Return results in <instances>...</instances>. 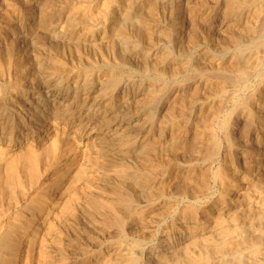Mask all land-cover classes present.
<instances>
[{"label": "bare ground", "instance_id": "obj_1", "mask_svg": "<svg viewBox=\"0 0 264 264\" xmlns=\"http://www.w3.org/2000/svg\"><path fill=\"white\" fill-rule=\"evenodd\" d=\"M90 1L0 0V200H9L13 205L10 206L13 211L6 213V224L0 228V264H26L27 249L35 252L38 264H77L64 256L68 253L67 233L80 227L81 215L91 219L98 213L100 216L90 222L107 232L108 238L98 250L85 253L82 264H264V37L261 40L264 0H225L228 23L238 21L239 16L246 18L242 24L249 43L243 44L244 36L237 32L239 29L232 28L233 31L227 32L238 51L230 59L219 62L213 73L194 66L193 71L197 70L204 78V89L214 80L213 91L222 95L216 103L210 101L212 106L203 107L204 114L198 125L195 120L198 139L195 142H205L210 148L207 158L220 162L210 172L202 169L206 170L207 180L216 183L219 190L216 195L206 188L202 190L206 186L204 182L196 200L180 208L171 204L173 195L166 194L173 180L167 175L155 176L153 159L162 143L154 144L153 140L150 145L151 140H141L145 131L149 134L144 136L147 140L157 136L153 118L147 113L163 91L150 86L151 89L144 90L147 98L143 96L144 100L140 101L134 90L137 81L131 74L133 67L144 65L156 67V74L164 77L173 65L175 55L164 52L166 49L162 53L156 43L167 35L160 16L167 12L168 0H157L153 7L145 0H109L101 7L99 4L100 8L90 6ZM219 1L187 0L190 5L185 3L188 6L184 8H189V16L185 18L192 23L187 36L191 47L197 44L204 26L209 28V33L212 30ZM92 9L97 10L96 14ZM159 9H163L161 15H157ZM189 63L182 65L186 69ZM7 100L8 106L4 103ZM136 102L141 104L139 108ZM125 105L133 120L122 119L121 107ZM141 116L147 119L142 117V121ZM241 119L249 122L250 130L245 135L248 141L256 140L254 149H261L259 153L251 149L242 154L235 145L233 131ZM130 126L135 130L130 131ZM240 135L243 134L240 132ZM172 138L168 140L175 144ZM133 147L138 149L133 156L143 164L131 168L121 158L129 157ZM239 155L250 163L244 171L237 166ZM69 165L71 168L67 171ZM187 169L184 186L189 189L194 176L192 168ZM129 172L133 180L139 177L144 183L145 188L139 191L148 194L147 205L135 211L130 208L125 211L122 207L133 200V194L120 187L125 184L124 178L131 179ZM48 175H61L66 181L62 195L50 204L49 200L48 206L36 198L27 202ZM111 177L116 178L117 184ZM21 196L26 201L23 205L19 201ZM9 201H6L8 205ZM168 214L181 217L183 226L167 230L162 222ZM52 249L62 256L55 258Z\"/></svg>", "mask_w": 264, "mask_h": 264}, {"label": "rangeland", "instance_id": "obj_2", "mask_svg": "<svg viewBox=\"0 0 264 264\" xmlns=\"http://www.w3.org/2000/svg\"><path fill=\"white\" fill-rule=\"evenodd\" d=\"M90 1V0H89ZM94 1V2H93ZM109 0H91L90 2V6H92L93 7V5L94 6H98L99 4H101V5H99L100 7L102 6V4H104V3H106V2H108ZM147 1H148V3H147ZM155 1H157V0H145V2H146V4L148 5V6H155V4H156V2ZM169 1V2H168ZM167 1V6H166V13H165V15H164V13H163V15H161V13H162V10L163 9H159V12H157V10H155V12H157L158 14L157 15H161L160 16V18H161V22H163V24L166 26L165 27V33L167 34V35H165V37H163V39L162 38H159L158 39V41H156V43H157V45H160L159 47H160V49H161V52L163 53V51L164 52H166V53H168V54H171V56L173 57L174 55V57H173V59H175V60H173V65L172 66H170V68L168 69V71L165 73V76L164 77H159L157 74H156V67H149V68H146L144 65H140V66H138V67H133V70H131V74L133 75V77H135V79H136V81H137V85L134 87V90L137 92V94H138V99L141 101V98L143 97V98H147L146 96H147V94L145 95V93H146V91H145V93H144V90L146 89V88H150V86H151V88L153 89V88H155L156 87V89L158 90V87H159V89L160 90H162L163 91V94H162V92L160 91L159 93H160V95L158 96V98L156 99V101H155V103L153 104V106L149 109V111L150 112H148L147 114L150 116V119L151 118H153L152 120H153V124H154V127H155V134H157V136H158V134L160 135V136H158V138H157V136L156 135H154L153 137H152V139L151 138H148V140H147V137H144L145 136V134L146 135H149L146 131H145V134L143 133L142 135H141V140H146V141H150V145H151V142L153 141V140H155L153 143L154 144H156V143H162V144H160V148L157 150V157H155L153 160V163L155 164V167L156 168H158V169H156V168H154L155 170H156V172H155V176H157V177H159V176H166V177H170L171 178V180H173L172 181V183L174 182V181H176V182H174L175 184H172L171 183V185L168 187V188H172V186H173V189H166V194L167 195H170V194H172L173 195V197H171V199H172V201H174L173 203H171V204H174L175 206H178V208H180V207H182V206H186V204L187 205H189L188 203H190V201H191V203H193L194 202V200H196V196H197V194H200V193H198V189H200V187H204L203 185H206L202 190H204L205 188H206V190H211L215 195H216V192H218V190H219V187H218V185L216 184V183H214L213 181H211V179H209V180H207V176L205 175L206 173H205V171L203 172V170L202 169H204V168H206L207 169V171L206 172H210V170H212V169H214V168H216L217 166H218V164H220V162H218V161H216V160H213L212 162H211V160L210 159H208L207 158V156L209 155L208 153H210L209 152V150L208 149H210L209 147H207L208 145L207 144H204L203 142H198L197 143V141H198V139H197V125L199 124L198 122H199V120L201 119V116L204 114V108L203 107H205L206 105L207 106H212L214 103H216L218 100H221V97H222V95H220L219 93H216V91H213L214 89H216V84L214 85L213 84V82H214V80L212 81V83H209V84H207V90L206 89H204V83H205V81L203 80L204 78L202 77V75L196 70V71H193L194 70V66H197V67H199V69L200 70H203V71H208L209 73H213V72H215L216 71V68H217V66H218V64H219V62H221V61H223V60H228V59H230L235 53V51L237 52L238 50V47L236 48V46H234V45H232L233 43H232V40H230V39H233L232 38V36H230V31H233L234 29L236 30H238L239 29V31H237L239 34H241L242 36H244L243 38L244 39H242V43L243 44H247V43H249V42H247V38H246V36H248L247 35V33L244 31V23H245V19L246 18H243L244 16H239V20L237 21H231V22H229L228 23V19H226L225 18V10H226V8H227V6H228V3L227 2H229L228 0H220L219 1V4L217 5V7H218V9H219V7H220V9L218 10L217 9V11H219V13L217 12V14H214L215 16H213V19H214V25H212V30L210 31V33H209V28L207 27L206 28V26H204L203 28H202V30L204 31H201V33H200V36L198 37V39L196 40V42H197V44L195 45H192V47H194L195 46V48H192L191 47V45H189V43H188V39H187V36H188V32L192 29L191 27H189L190 25H192V23H191V21L189 20V18H185V17H188L189 16V8H188V10H187V12H186V9L187 8H184L185 7V5H187L188 3H187V0H168ZM171 1V2H170ZM179 1V2H178ZM196 1V0H195ZM93 2V3H92ZM153 2H155V3H153ZM173 2V3H172ZM198 2V1H197ZM201 2V1H200ZM222 2V3H221ZM149 3H151L150 5H149ZM176 3V4H175ZM178 3H179V5H178ZM185 3H187V4H185ZM221 3V4H220ZM153 4V5H152ZM196 5V8L198 7V4L197 3H195ZM174 7H172V6ZM177 5V6H176ZM188 5H190V4H188ZM187 5V6H188ZM200 5V4H199ZM98 6V7H99ZM180 8H179V7ZM99 7V8H100ZM179 9H177V8ZM98 8V9H99ZM183 8V9H182ZM154 9H156L155 7H154ZM182 9V10H181ZM178 10V11H177ZM96 11L97 10H95V9H92V12L94 13V14H96ZM185 12V13H184ZM187 13V14H186ZM222 13H224V14H222ZM172 15V16H171ZM211 15V14H210ZM205 18H207V13H205ZM217 17V18H216ZM165 18V19H164ZM170 18V19H169ZM184 18V19H183ZM201 18V21H203V18L202 17H200ZM210 18V17H209ZM178 19V20H177ZM183 19V20H182ZM189 21H188V20ZM243 19V20H242ZM165 20V21H164ZM168 23H167V22ZM170 21V22H169ZM175 21H177L176 23H175ZM180 21V22H179ZM182 21V22H181ZM224 21V22H223ZM188 22H190L189 24H188ZM233 22H236V24H231V23H233ZM241 22V23H240ZM170 23V24H169ZM171 23H172V25H171ZM243 23V24H242ZM174 24H175V27H173L174 26ZM181 24V25H180ZM187 25V26H185V25ZM201 24V23H200ZM226 24H228V26H229V28H227V25ZM219 25V26H218ZM233 25V26H232ZM234 25H235V28H234ZM239 25H240V27H239ZM170 26V27H169ZM177 26V27H176ZM185 26V27H184ZM221 26V27H220ZM237 26V27H236ZM169 27V28H168ZM202 27V26H201ZM128 28V27H127ZM174 28V29H173ZM225 28V29H224ZM227 28V29H226ZM232 28H233V30H232ZM129 30L128 31H131V28L129 27L128 28ZM178 30V32L180 33H178L177 32V30ZM181 29V30H180ZM206 29V30H205ZM224 29V30H223ZM242 29H243V33L245 34V35H243V33H240V32H242ZM227 31H229V32H227ZM168 32V33H167ZM175 32V33H174ZM207 32V33H206ZM225 32V33H224ZM183 34V36H182V34ZM204 33V34H203ZM223 33V34H222ZM187 34V35H186ZM225 34V35H224ZM169 35H170V37H169ZM204 35V36H203ZM172 36V37H171ZM178 36H179V38H178ZM186 36V37H185ZM227 36H229V37H227ZM181 37V38H180ZM204 37H206L205 39L207 40H205L204 39ZM262 38H261V40L263 39V37H264V33L262 34V36H261ZM202 39V40H200V39ZM166 39V40H165ZM167 39H169V40H167ZM182 39V40H181ZM161 40H162V42H161ZM167 41L166 43L164 42V41ZM173 40V41H172ZM180 40V41H179ZM187 40V41H186ZM199 40V41H198ZM203 40H205L206 42H204ZM208 40H209V42L211 43H209L208 42ZM212 40V41H211ZM230 40V41H229ZM245 40V41H244ZM172 43H171V42ZM175 41H176V43H175ZM184 41V42H183ZM185 41H186V43H185ZM203 41V42H202ZM230 43H229V42ZM244 41V42H243ZM262 41H264V39L262 40ZM182 42V43H181ZM224 43V44H223ZM228 43V44H227ZM263 43V42H262ZM164 44V45H163ZM187 44V45H186ZM179 46V47H177V46ZM184 46V47H183ZM210 46V47H209ZM212 46V47H211ZM234 46V47H233ZM181 47V48H180ZM231 49V50H229V48ZM232 47V48H231ZM169 48V49H168ZM182 48H183V50H182ZM191 48H192V50H191ZM163 50V51H162ZM170 50V51H169ZM189 51V52H188ZM207 51V52H206ZM211 51V52H210ZM229 51V52H228ZM231 51V52H230ZM172 52V53H171ZM187 52V53H186ZM210 52V53H209ZM242 53H244V51L242 52ZM241 53V54H242ZM167 54V55H168ZM191 54V55H190ZM240 54V55H241ZM188 55V56H187ZM232 55V56H231ZM239 55V56H240ZM180 58H179V57ZM190 56V57H189ZM171 57V58H172ZM189 60H188V59ZM219 58V59H218ZM184 59V60H183ZM186 59V60H185ZM209 59H210V61H209ZM214 59V60H213ZM151 60H153V59H151ZM188 60V61H187ZM194 60V61H193ZM195 60H196V64H195ZM176 61H178V63L176 62ZM182 61H186V62H191V63H189V67L188 68H184L183 67V65L182 64H185V63H183ZM217 61V62H216ZM179 62H181L180 64H179ZM204 62H206V63H204ZM175 63H177V64H175ZM217 65H216V64ZM178 64L180 65L179 67L180 68H182L183 70L182 71H178V70H180V68L178 67ZM201 66H200V65ZM202 64H204L203 66H202ZM214 64V65H213ZM208 66V67H207ZM173 67V68H172ZM177 67H178V70H177ZM174 68L177 70H175L177 73L178 72H180V74L178 75L176 72V74L178 75H176V74H174ZM202 68H204V69H202ZM198 69V70H199ZM136 70V71H135ZM143 70V71H142ZM149 70V71H148ZM153 70V71H152ZM192 70V71H191ZM155 71V72H154ZM188 71V72H187ZM133 72V73H132ZM136 74H135V73ZM171 72V73H170ZM182 72V73H181ZM186 72V73H185ZM193 72H194V74H193ZM197 72V73H196ZM149 73V74H148ZM153 73V74H152ZM185 74V75H184ZM193 74V75H192ZM197 74V75H196ZM201 75V76H200ZM152 76V77H151ZM195 76H198V77H195ZM194 77V78H193ZM200 77V78H199ZM160 78V79H159ZM168 78L170 79V81L168 80ZM187 79L186 80V82H185V79ZM189 78V79H188ZM191 78V79H190ZM193 78V79H192ZM197 78V79H196ZM199 78V79H198ZM138 79V80H137ZM157 79V80H156ZM200 79H201V81H200ZM164 81V82H161V81ZM175 80V81H174ZM193 80V81H192ZM139 81V82H138ZM166 81V82H165ZM195 81V82H194ZM198 81V82H197ZM189 82V83H188ZM191 82V83H190ZM201 82H203L202 83V85H201ZM216 82V81H215ZM140 83V84H139ZM151 83V84H150ZM154 83V84H153ZM157 83H158V85H157ZM161 83H165L164 85H162ZM175 83H178V86L175 84ZM183 83V84H182ZM199 83V84H198ZM207 83V82H206ZM139 84V85H138ZM156 84V85H155ZM172 84H174L175 86H173ZM184 84H186V85H184ZM161 85V86H160ZM165 85H167V86H165ZM213 87V89H212V87ZM152 86H154V87H152ZM165 86V87H164ZM172 86V87H171ZM201 86V87H200ZM161 87V88H160ZM171 87V88H170ZM199 87V88H198ZM136 88V89H135ZM150 88V89H151ZM165 88V89H164ZM209 88H210V91H209ZM138 89V90H137ZM164 89V90H163ZM203 89H204V91H203ZM212 89V90H211ZM167 92H166V91ZM169 90V91H168ZM212 91V92H211ZM205 92V93H204ZM208 92H210V95H209V93ZM189 93V94H188ZM192 93V94H191ZM194 93V94H193ZM197 93H199V94H197ZM201 93V94H200ZM166 94H168L167 96H166ZM170 94V95H169ZM192 96H191V95ZM204 94H205V96H204ZM213 94V95H212ZM200 97H198V96ZM201 95V96H200ZM208 95V96H207ZM215 95H217V96H215ZM220 95V96H219ZM166 96V97H165ZM169 96V97H168ZM209 96H210V98H209ZM213 98H212V97ZM219 96V97H218ZM163 97V98H162ZM190 97V98H189ZM192 97H195V99L194 98H192ZM207 99H206V98ZM215 97V98H214ZM142 98V99H143ZM205 98V99H204ZM164 99H165V102H164ZM167 99V100H166ZM209 99V100H208ZM211 99V100H210ZM214 99H216L215 101H214ZM144 100V99H143ZM163 100V101H162ZM191 100V101H190ZM194 100V101H193ZM139 101V102H140ZM186 101V102H185ZM206 101V102H205ZM213 103H211V102ZM208 102V103H207ZM7 106H8V100L7 101H5L4 102ZM137 104H135V106L136 107H140V103L138 104V102H136ZM205 103V104H204ZM211 103V104H210ZM4 104V105H5ZM189 104V105H188ZM155 105V106H154ZM180 105H181V107H180ZM183 105V106H182ZM187 105V106H186ZM203 105V106H202ZM160 108V109H159ZM190 108V109H189ZM201 108H202V111H201ZM208 108V107H207ZM121 109H122V112H121V115H122V119L123 120H128L130 117L132 118V116L130 115V109H129V107L127 106V105H125V106H123V107H121ZM186 111H185V110ZM178 110V111H177ZM180 110H182V111H180ZM201 111V112H200ZM189 112V113H188ZM202 112H203V114H202ZM152 113V114H151ZM170 113L172 114V116L170 117L169 115H170ZM151 114V115H150ZM189 114V115H188ZM199 114V115H198ZM201 114V115H200ZM175 115V116H174ZM177 115V116H176ZM179 116V117H178ZM180 116H182V117H180ZM198 116H199V118H198ZM144 118L145 116H141V118ZM155 117V118H154ZM174 117L177 119V120H179V121H177L176 122V119H174ZM140 118V119H141ZM142 118V121H144V119L146 120L147 118H144L143 119ZM162 118V119H161ZM173 120H172V119ZM198 121H197V120ZM132 120H133V118H132ZM169 120H171V121H169ZM175 120V121H174ZM182 122H181V121ZM195 120H196V122H197V125H196V122H195ZM242 120V121H241ZM239 122H238V124L235 126V129H234V131H233V137H235V138H233V139H236L237 140V138H238V141L240 142H238V141H236V140H234V142H235V145L237 146V148L239 149V152L241 153L242 151H243V153L242 154H244V152L245 151H250L251 149H254L255 147V145H256V140L255 139H251V141H248L247 140V135H245V134H248V132H249V130H250V128H248V126L250 127V124H249V122H247V121H244L243 119H241ZM169 122V123H168ZM179 122H181V123H179ZM246 122V123H245ZM173 123V124H172ZM176 123H178V124H176ZM195 123V124H194ZM241 123H243V124H241ZM176 124V125H175ZM184 124L186 125V126H184ZM241 126H240V125ZM165 125V126H164ZM168 125V126H167ZM174 127H173V126ZM244 125V126H243ZM248 125V126H247ZM182 126V127H181ZM195 126V127H194ZM237 126H238V128H237ZM157 127V128H156ZM179 128V129H178ZM196 128V129H195ZM245 128V129H244ZM248 128V129H247ZM183 129V130H182ZM241 129V130H240ZM129 130L130 131H134L135 130V128L133 127V126H130V128H129ZM196 130V132H194ZM158 132V133H157ZM240 132H241V134H243L242 136L240 135ZM247 132V133H246ZM196 133V134H195ZM173 134V135H172ZM180 134V135H179ZM196 136H195V135ZM236 135V136H235ZM238 135H240V137L238 136ZM245 135V136H244ZM164 136V137H163ZM172 138V136H173V138H172V141L174 142L175 141V144L173 143H171V140H168V139H171L170 137ZM177 137V139H175L176 137ZM183 136H185V137H183ZM245 138H244V137ZM156 137V138H155ZM237 137V138H236ZM175 139V140H174ZM179 139H180V141H179ZM191 139H192V141H191ZM162 140V141H161ZM168 140V141H167ZM194 140V141H193ZM195 140H197L196 142H195ZM159 141V142H158ZM170 141V142H169ZM206 141V140H205ZM238 142V143H237ZM152 143V144H153ZM163 143H165L164 144V146H162L163 145ZM168 143V144H167ZM203 143V144H202ZM248 143H249V145H248ZM177 144V145H176ZM199 144H201V146H197V145ZM168 145H170V146H168ZM180 145V146H179ZM203 146V147H202ZM246 146L247 147H249L248 149L246 148ZM172 147H174V148H172ZM194 147V148H193ZM192 150H191V149ZM171 149V150H170ZM172 149H174V150H172ZM194 149V150H193ZM196 149V150H195ZM136 150H138L137 149V147H133L132 148V152L129 154V157L128 156H126L125 158H121V159H123V162H127V164H128V166L129 167H131V168H133V166H138L139 165V163L141 164H143V161L142 160H139V158H137L136 157V155H134L133 156V154H134V152H136ZM177 150V151H176ZM208 151V152H206V151ZM257 150V151H256ZM199 151H201V153L203 154V153H205L206 154V156H205V154H203V156H201L202 154L199 152ZM254 151H255V153H259L260 151H261V149H260V151H259V148H256V149H254ZM161 152H162V155H161ZM166 152V153H165ZM171 152L173 153L172 155H170L171 154ZM194 152V153H193ZM176 153V154H175ZM136 154V153H135ZM191 154H193L192 156H191ZM196 154V155H195ZM201 154V155H200ZM208 154V155H207ZM168 155H170V156H168ZM197 156V155H199L200 157L198 158V156L197 157H195V156ZM168 156V157H167ZM176 156V157H175ZM194 156V157H193ZM224 156L225 155H223L222 157L224 158ZM130 157H134L133 159L132 158H130ZM169 157H171V158H169ZM175 157V158H174ZM182 157V158H181ZM203 157V158H202ZM157 158H158V161H157ZM198 158L199 160V163H198V161L196 162V159ZM203 159V160H200V159ZM207 158V159H206ZM223 158H221V161L223 160ZM240 158V159H239ZM141 159V158H140ZM171 161H170V160ZM176 159V160H175ZM243 159H244V161H243ZM161 160V161H160ZM193 162H192V161ZM204 160L206 161L205 163H204ZM247 159L244 157V156H241V155H239V157H238V162H237V166H238V168H239V170L240 169H242V170H240V171H244L245 169H247L246 167H248L249 165H250V163H248L247 161H246ZM191 163H189V162ZM203 161V162H202ZM241 161V162H240ZM246 161V162H245ZM125 162V163H126ZM134 162V163H133ZM135 162H137L136 164H135ZM196 162V163H195ZM132 163V164H131ZM160 163V164H159ZM193 163V164H192ZM169 164V165H168ZM190 164V165H189ZM241 164V165H240ZM162 165V166H161ZM189 165V166H188ZM161 166V167H160ZM169 166V167H168ZM241 166H242V168H241ZM69 168H67V171L71 168V165H69L68 166ZM163 167V168H162ZM167 169H166V168ZM192 168V170H193V184L189 187V189L188 188H185V186H184V179L187 177V175H188V169L187 168ZM211 167V168H210ZM193 168H195V169H193ZM210 169V170H209ZM158 170V171H157ZM161 170V172H160V174H159V171ZM167 171H168V174H167ZM194 171H196V172H194ZM200 172H203V173H200ZM130 173V174H129ZM128 174L129 175H131L132 176V172H129ZM164 173H166V174H164ZM195 173V174H194ZM200 173V174H199ZM174 176V177H173ZM206 176V178H204ZM53 177V178H52ZM54 177H55V179H57L56 177H58V179L57 180H54ZM196 177V178H195ZM47 179H44L42 182L46 185H44L42 182H41V185L40 186H42V184H43V186L42 187H40L39 186V188H41V189H46L45 191H44V189L42 190V191H44L45 192V194L46 195H44V193L41 191V192H39L41 189H39V191H38V189L36 190V192L34 193H32L31 195H30V199H28V201L27 202H32L31 201V199H35L36 198V201H40L41 202V204H42V202H43V200L45 201V202H43V204L42 205H44V206H48V201L50 200V202H49V204L54 200V199H57V198H59L61 195H62V193L64 192V185H65V183H66V181L64 180L63 181V179H62V177H61V175H48L47 177H46ZM176 178V179H175ZM197 180L198 179V182L197 181H195V179ZM202 178V179H201ZM52 179V180H51ZM175 179V180H174ZM50 180V181H49ZM113 183H116L117 184V181H116V178H114L113 179V177H111V179H110ZM45 181V182H44ZM58 181V182H57ZM202 181V182H201ZM209 181V182H208ZM60 182V183H59ZM123 182L125 183V184H122L120 187H121V189L122 190H124V191H129V192H131L132 194H133V200L132 201H130L129 203H126L125 205H122V207H123V209L125 210V211H127V210H129V208H130V210H133V211H135V210H137L136 208H139V207H142L143 205L144 206H146L147 205V203H148V200H147V196H148V194H147V192H142V191H139V190H141V189H143V188H145L144 186V183L143 182H141V180L139 181V177L137 178L136 177V180H133V176L131 177V179H130V176H127V178H124L123 179ZM123 182H121V183H123ZM127 182V183H126ZM201 182V183H200ZM205 182V183H204ZM54 184V186L53 185H51V184ZM120 182H118V184H119ZM134 183H136V184H134ZM143 185H142V184ZM177 183V184H176ZM204 183V184H203ZM207 183H209V184H207ZM127 184V185H126ZM132 184V185H131ZM139 184V185H138ZM197 184H199L198 186L199 187H197ZM201 184H203L202 186H200ZM123 185H125V186H123ZM175 185V186H174ZM63 186V187H62ZM117 186V185H116ZM128 186V187H127ZM136 186V187H135ZM139 186V187H138ZM181 186V187H180ZM209 186V187H208ZM217 186V187H216ZM57 187H58V189H57ZM60 187V188H59ZM75 187V186H74ZM73 187V188H74ZM77 187V186H76ZM143 187V188H142ZM184 187V189H182ZM208 187V188H207ZM63 188V189H62ZM126 190H125V189ZM128 188H130V189H128ZM177 188V189H176ZM179 188V189H178ZM181 188V189H180ZM211 188V189H210ZM217 188V189H216ZM55 189V190H54ZM57 189V190H56ZM193 189V190H192ZM196 189V190H195ZM215 189V190H214ZM59 190V191H58ZM62 190V191H61ZM181 190V191H180ZM38 191V192H37ZM48 191V192H47ZM185 191V192H184ZM187 191V192H186ZM190 191H193L192 193H190ZM47 192V193H46ZM170 192V193H169ZM177 192V194H175ZM52 193H54V194H52ZM57 193V194H56ZM59 193H60V195H59ZM142 193V194H141ZM188 193H190L189 195H188ZM56 194V195H55ZM139 194H140V196H139ZM178 194H180V195H178ZM182 194V195H181ZM48 195H49V197H48ZM52 197H51V196ZM142 195V196H141ZM144 195V196H143ZM171 195V196H172ZM175 195V196H174ZM213 195V194H212ZM22 196H24V195H22ZM21 196V198L19 197V201L21 202L20 203V205H23V202H26L25 201V198H23ZM33 196V197H32ZM40 196V197H39ZM179 196H181V198L179 197ZM193 196V197H192ZM53 197H55V198H53ZM176 197V198H175ZM179 197V198H178ZM134 198H135V200H134ZM190 198V199H189ZM195 198V199H194ZM38 199V200H37ZM53 199V200H52ZM182 201H181V200ZM194 199V200H193ZM24 200V201H23ZM47 200V201H46ZM187 200H189V201H187ZM9 201V200H0V202H2V204L0 203V215H2L3 213V215L2 216H0V228L1 227H4L3 225H5L6 224V213L9 211V212H11V211H13V209H11V207L10 206H13L11 203H10V201H9V205H8V203L7 202ZM136 201V202H135ZM179 203H178V202ZM6 204V207H7V209H6V207L4 208V206H5V204ZM184 202V203H183ZM188 202V203H187ZM205 202H206V199H205ZM46 203V204H45ZM135 203V204H134ZM182 203V204H181ZM190 203V204H191ZM128 204V205H127ZM131 204V205H130ZM132 204H134V205H132ZM170 204V205H171ZM126 206V207H125ZM143 206V207H144ZM5 210H4V209ZM9 209V210H8ZM4 210V211H3ZM7 210V211H6ZM8 212V213H9ZM99 214V213H98ZM98 214H93L94 216H92V218L91 219H89L91 216H89V218L88 217H85L86 215H81L80 217H79V222L81 223L80 224V227L77 229V230H73V231H70V233H67V239H66V250L68 251V253L66 252V255H64L65 257H66V259H68V260H75V262H77V264H82L84 261H85V259H82L83 258V256L85 255V253H89V254H91L92 252H94L95 250H98V248H100L101 247V243H104L107 239H105V238H108V233L107 232H103V230H99V229H97L90 221L94 218V219H96V218H98ZM30 215V214H29ZM29 215H27V216H29ZM96 215H97V217H96ZM171 214H168V215H166V216H164L163 218H164V220H163V224L165 223V226H167V230H170L171 228H173V227H180V226H183V221H182V218L180 217H177V214L174 216V215H171ZM4 216V217H3ZM99 216H100V214H99ZM85 218V219H83V218ZM88 219V220H87ZM90 224V225H89ZM83 226H85V227H83ZM88 226V227H87ZM93 226V227H92ZM99 230V231H98ZM71 232H73V233H71ZM114 232V231H113ZM113 232H111V233H113ZM116 233V232H115ZM27 236L28 237H30V235H32V233H31V231H29V233L27 232ZM114 234V233H113ZM71 236V238H70V236ZM50 238V237H49ZM105 239V240H104ZM48 241V240H47ZM69 242H71V243H69ZM48 243V245L50 246V244H51V241H49V242H47ZM50 243V244H49ZM100 245V246H99ZM104 245V244H103ZM102 245V246H103ZM28 251H29V253H30V255H29V253H28ZM56 251V252H55ZM51 253H52V255H54L55 256V258H60V255L62 256V254H59V251L58 250H56V249H52L51 250ZM53 253H55V254H53ZM32 254V255H31ZM71 254V255H70ZM69 255V256H68ZM35 257V258H34ZM27 263L26 264H38V263H35V262H37V260H36V255H35V252H34V254H33V252H32V249H27ZM31 258V259H30ZM35 260H34V259ZM71 258V259H70ZM30 259V260H29ZM78 259V260H77ZM80 259V260H79ZM32 260V261H31ZM82 260V261H81Z\"/></svg>", "mask_w": 264, "mask_h": 264}]
</instances>
